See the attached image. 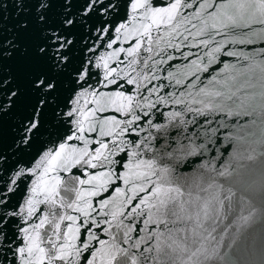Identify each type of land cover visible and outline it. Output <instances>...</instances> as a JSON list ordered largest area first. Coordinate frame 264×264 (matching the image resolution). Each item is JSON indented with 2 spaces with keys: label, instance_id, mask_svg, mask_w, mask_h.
Here are the masks:
<instances>
[{
  "label": "snow or ice",
  "instance_id": "snow-or-ice-1",
  "mask_svg": "<svg viewBox=\"0 0 264 264\" xmlns=\"http://www.w3.org/2000/svg\"><path fill=\"white\" fill-rule=\"evenodd\" d=\"M0 264H264V0H0Z\"/></svg>",
  "mask_w": 264,
  "mask_h": 264
}]
</instances>
